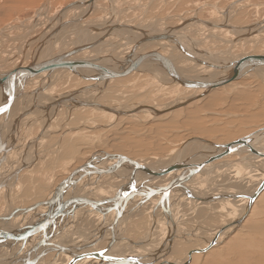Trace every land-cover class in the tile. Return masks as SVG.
Listing matches in <instances>:
<instances>
[{
	"label": "rangeland",
	"instance_id": "374dc122",
	"mask_svg": "<svg viewBox=\"0 0 264 264\" xmlns=\"http://www.w3.org/2000/svg\"><path fill=\"white\" fill-rule=\"evenodd\" d=\"M74 1L76 0H0V30L4 29L2 31V34L0 32V72L4 73L15 67V65L24 66L25 64H27V62H29L30 59L29 57L25 58L23 54L25 50L30 48V46L26 42V40H28L29 37H31L32 35L34 34L39 35L41 31L45 30V27L47 25L46 23H48L47 21L48 20L50 21L51 17L53 16V14L57 9ZM135 1L136 0H120V6L124 5L125 8L143 6V4H140V2H135ZM201 1L202 0H189L184 2V0H169L165 3L166 4L165 6L166 7L176 6L177 8H180V10H183L182 12H184V14H190V13L196 14L197 19L203 21L210 20L209 22L211 23L217 21L218 19H222V17L224 18L223 15L222 17L220 16L219 18L216 17L215 19H213L212 13H210L209 18L205 17V14L203 12L204 9L203 7L211 6L214 3L211 2L212 0H209L210 2L204 1L196 8V4ZM229 1L230 0H217V3H220L219 6L220 5L222 6L225 3H228ZM236 1L237 0H231L230 3L222 9L229 7V5L234 4ZM100 3H102L104 7L114 6L113 0H107V1L96 0L95 4H93L91 9L82 12L83 15L85 14L82 17V19L86 20V17H96L97 15L103 16L105 13L104 7H102ZM153 3H155V7H158V5H162L160 0L158 3H156V0ZM208 3L209 5H206ZM241 3L243 4V6H239V8H241L240 10L241 20H240V12L237 11V13L235 14L236 11L234 9V12L229 11L230 14L229 16L228 14L226 15L227 19H225V21H227V23L229 22L228 24L237 25V26L240 25L252 26L257 21L264 18V0H246V1L240 0L237 4L235 3L234 6L232 5L233 7L231 6V9L235 8L238 5H242ZM86 4H87L86 1H83V3L81 2L80 5L84 6ZM211 7L212 8L214 7L218 14L220 10H222V9H217L215 4L214 6ZM41 9L42 11H40ZM74 9L72 11H74ZM157 9H154L153 12H156ZM70 12L71 11H69V13ZM175 12H176L175 8L171 9L170 11L171 14H174ZM111 13L112 14L110 15L107 14L105 16V18H108L106 21L112 19L109 21H113L115 24L118 22L121 23V25H125V26L129 25L128 27L131 28L133 26L145 28L143 26L130 23V21H123L119 17L115 16L114 12ZM156 13L159 15L163 14L160 10ZM40 14L41 16H39ZM125 16L128 17V19L129 18L132 19L131 18L132 16L130 15H125ZM138 17L144 18V15H138ZM145 17H147V15H145ZM171 17H178V21L179 19L181 21L182 19L184 18L186 19L189 16L181 18L182 17L181 14H175V15H171ZM116 18L118 19L116 20ZM90 19L95 20V22L93 23L90 22V25L92 24V26H98V23L100 24L105 23V22H101L97 18H90ZM178 21H176L175 23H177ZM241 21L250 22V24L241 23ZM85 24L89 25V22ZM195 24L196 25L198 24L197 27H200V29L198 30V32L200 33L196 32L195 34L196 36L194 37H199L200 34L199 38L204 39V37L207 34L206 32H210L213 30V29L211 30L207 29L200 23L196 22ZM220 30H222V32H226L225 37L228 36V38L224 37L223 41L219 37H217L219 38V41L218 39L213 41L214 38H210L206 40V41H211L210 44L212 45L206 49H208L211 52H215L217 54L216 56L219 59H224V57L226 58V56H223V53H221L222 49H226L227 51L233 50L232 52L234 55L232 56L230 55L231 58L229 59L227 58L224 59L226 61H232V59L236 60V58L240 60L246 57H251L252 56L251 54H264V40H263L264 29L262 30L258 29L259 32L257 31L254 32L253 34L255 35L257 34L256 36H251L249 38L242 40L236 39L233 43H231V40L234 38V34L231 33L232 31H229L227 28L226 29L220 28ZM136 33L139 34L138 31ZM24 36L25 38L26 37L27 38L25 39ZM254 37L257 38L252 39ZM126 38L128 37L123 35L118 36L114 42L113 41L110 42L112 43V45L110 44V48L114 47L115 43L119 44L122 42L124 44L125 43L124 39ZM118 39H120L121 42H118L119 41ZM227 39L229 40L231 39L230 45ZM213 43H218V44L213 46ZM244 43H248V44H244ZM123 44H119V46ZM127 44H131V43L128 42ZM243 44L244 46L242 47ZM25 45L26 46L28 45V47H26ZM204 45H207V43ZM168 47H170V50ZM150 49L153 52L157 49L156 51L164 55V57L168 61L171 57H173V59L171 58L170 61L173 62L175 61L179 64L180 62H182L181 60H183V62L189 63L187 58L185 57L184 59L179 58L178 55L181 52L178 53L179 50H177V48L174 47L172 43L170 44L165 41L160 43L158 42L148 43L145 44L144 46L142 45L139 48L138 53L144 55L149 53V51L151 52ZM111 50H113V48ZM99 51L101 52L99 54H102L103 52L102 47L100 48ZM109 53H113V51H105L104 54L106 56L104 57H110L111 55H109ZM116 54L119 53L117 52ZM175 55H177L178 57H176ZM141 71L142 70H139L138 72L135 73L132 72L123 77L111 79L107 82L106 85H103L104 87H102L101 85H93V87L91 85L85 86L82 82L81 83L78 82V80L74 79L73 77L64 76V74H61V76L56 80L52 78L53 81L51 80L49 82H46L49 84L51 82L53 85L50 84L48 86V84L45 83L47 87L44 90V94H46V91L50 87H53L52 91L53 93L56 94L70 91L76 87H79L77 89H80V87H84L82 90H84V92L86 91V94L80 92V96L82 97H92L93 99L95 98L99 102L112 105L117 108L119 106H129L131 108L138 103H143V104L151 105V107L154 106L160 109V112L159 113L155 112V114H153L149 111H147L148 113L137 111V113H133L130 115L120 114L117 117H114L115 119L114 118L109 119L108 117L106 118V116L101 115L103 113H100V111L98 110L97 111L89 110L86 108H82L81 110V109H76L74 107L62 108V106H59V108L61 107V109H59L58 114L55 115V117L53 118L52 129L48 128L46 136L43 138V140L37 141L38 142L37 145H35V141L33 139H30L33 137L28 138L30 139V142L33 140L30 143V145L29 143L27 144V143L19 142L20 140L19 136L22 133L21 131H26V132L28 131V130H24L25 126L22 127L23 129L21 128L20 133L17 134V138H18L16 139L17 141L16 140L14 141V144L11 148L9 147L7 148L11 151H14L16 146H20V148L16 147V150H18V152L10 151L11 155L10 154L0 155V157L1 156L3 157L2 161L4 160V164H7V166H5L2 161L0 162V165L2 164L3 166V168L0 167L1 169H3V170L0 169L1 172L0 183L2 182V184H0V217L3 220V218L8 214V212L10 213L11 210L10 211L7 210L8 207L10 206H12L14 210H16L15 214H13L14 216L13 215L8 216L9 221L7 220L8 223L6 221L4 223V226L14 225V224L19 225L25 222V220L31 218L29 215L30 213H28L27 211L31 209L29 207H31L34 202L38 201L39 197L43 199V197H45L44 193L48 195L49 192L47 191H50V189L53 186L59 183V181L63 178L67 170L69 171L75 168L76 166H78L79 164L85 162L87 158H89L90 155H92L93 153H99L98 155L99 157L101 154L102 155L104 154L103 158L105 160H109L110 158L108 157H110V155L111 157H113L114 154H122L137 160L138 163L143 162L142 165H144L145 167L146 166L151 167L152 163L158 164V161L162 163L165 160L164 157H167L169 152L173 150V148L175 149L178 143L180 142L182 143L184 140H187L190 137L198 136L200 138L207 140L214 138L215 141L217 142H223V141L225 142L243 136L249 132H252L256 129L254 125H260L264 123V69L252 70L246 72L244 75H242L241 78L231 80L225 85L211 89L205 95L194 98L187 104L177 108L175 105H178L179 101L181 102L187 99L188 97L195 95V93H197L198 90H196L195 88H187L179 84L178 82L165 85L164 83H162L161 80L163 79V81H165L166 79L162 78V76H160L159 73L154 71H146V72L145 71L141 72ZM196 71L201 73V69H196ZM153 73H155V75ZM193 74H196V72H194ZM157 79L159 81H157ZM58 80L61 82H59ZM31 85L33 86V84ZM30 86H25L23 88L25 90L27 88L30 89L31 88ZM95 87L97 88L95 89ZM39 98H42L41 100V104H42V103H46L47 98H52V95H49V97H47L46 100L43 99L42 95H40ZM48 103L43 104L42 106H46ZM169 105H172L170 107V110L167 109ZM70 108L73 110L72 112ZM47 109H41L40 111H37L38 113L41 114L40 118L37 119L36 121H33L34 124L30 123L33 125L34 129H36L35 131H37L38 127L39 130L43 129L44 126L43 124L47 122L46 121L48 120V117L46 116ZM151 115H154V117ZM39 120L41 121L40 126L38 125ZM35 122L37 123V125L35 124ZM28 126L25 129H29ZM38 134L39 133L37 132L36 135ZM25 146H27L28 148ZM27 153L30 156H28ZM25 154H27V157L29 159L28 158L26 159H28L29 161L25 159L26 157ZM253 156L249 157L248 155H246L245 158L240 159L238 164H234L230 162L227 163L226 165L228 168L224 169L222 172H220L219 170L210 171V173L212 174L211 175L212 178H210V176H206L204 179H202V177H199L197 178V181L192 182L191 183L192 186L197 187L204 192H207L205 196L207 195L206 198L208 201L205 199L192 200V198H187L184 194L182 196H178L177 199L176 197L170 199L171 201L170 204L172 207L171 209L174 212L173 216L176 218L177 216L178 217L181 216V220L180 217L179 219L175 218L177 223H179L180 227L178 226V231L177 234L175 235L176 240H174L175 239L174 238L172 242L173 249L171 250V252L169 251L167 253L168 259L178 262L179 260L181 261L185 258L187 252L190 249L196 247H202V246L206 247L209 237L212 238L213 234H215L216 231L215 229L219 228L220 230L221 229L220 227L230 224L231 221L241 212L242 207H244L247 204V201L245 202L244 199L242 200L235 198H230V199L226 198V199H221V200L218 199V201L217 200L214 201V196L211 199L210 197H212V195L209 193L211 192L212 194L231 193L233 191H237L241 193L245 191L246 193L252 191L253 189H256L255 186L257 185V182H260L262 174L264 173V165H263L264 160H261L262 158L259 157L253 159ZM4 158L6 160H9L8 158H10L11 161L9 160L7 162ZM222 160L217 161L218 166L221 164ZM258 162L260 163V165ZM254 164L255 167H253ZM226 165L221 164V166H226ZM16 166L18 168L17 174L19 175L14 180L15 174H13V172L16 171L14 169ZM256 167H259L260 171ZM124 172H125L124 174L127 173H128L127 175L130 174L128 169H125ZM11 174L13 175L11 176ZM224 174H226V178L221 179L222 176H225ZM2 176H7V177H2ZM119 179H121L122 182L128 181V179L124 175H122V178ZM3 180H5V182ZM20 180L21 183L23 182L24 184L23 186H19L18 182ZM111 180L112 182H108V181L107 182L112 186H114L116 183L114 182L113 179ZM10 181L13 182L11 183L12 185H14V188L12 186L10 192L5 193V186L9 185L10 187L11 185V183H9ZM3 182L6 185H3ZM98 182H101V179H99ZM81 184L76 183V185L73 186V188L76 191V194L78 191L83 190L84 192L80 191L81 193L80 196L83 197L89 196L87 199L88 200L92 199L93 200L91 201L92 203L97 201L98 202L106 201L107 203L104 204H106L107 207L109 206L110 208V206H112L111 204H109V202L112 199L113 195L116 192L115 190H117L118 187L115 188V190L111 194H107L106 196V194L104 193L105 191H102L103 188L101 187V184L97 182L93 184L92 180H90L87 181L84 185L82 182ZM94 185L96 189L95 187H93ZM70 191L68 193V196H70L69 194H72L74 192V190H72V192ZM111 191L112 190L110 188V191H106V192L109 193ZM91 193H93L94 195ZM12 196L13 198H15L14 200L15 204L8 205L9 203H7V200L8 199L10 200V197ZM151 198L148 199L145 197H140L139 202L136 203L134 207L137 208V206H139L140 203H147V202L151 203ZM239 198H243V196ZM132 200L133 199H129L127 200V202L123 203L121 209L122 220L126 216L123 215L124 208L131 206V204L133 203ZM64 201H66L67 203L68 198H66ZM79 202L80 204H78L79 205L78 207L77 204H75V201H73L74 204L72 207L67 205L69 207L68 208L67 206L64 205L65 207H67L69 211L66 210L63 217L66 218L68 221L66 219L64 220L62 219V221L64 222L66 221L65 223L69 222L68 224H70L74 221V220L72 221V219L76 217L75 216L76 214L78 215V217L79 216L81 217V213L83 211L81 209H83L84 207L87 210L91 208V206L88 205V201L86 203L82 201ZM152 204H153L152 205L153 208L151 207L152 212L150 210L149 212L153 213L152 215L154 216L156 211L160 209L154 207L155 205L153 201ZM181 204H184V208H185L184 211L180 210ZM204 204H206V206ZM81 205L83 206L87 205V206L81 207ZM76 208L78 210L80 209L81 211L79 210L78 212ZM154 208L155 210H153ZM18 209L21 210L24 209L26 210L25 211L26 213H23ZM177 211L180 215L177 213ZM94 212H93L94 214H92L94 216L90 215L91 219L92 217L94 218L97 217L96 211ZM39 213H41L40 215H42L43 211L40 210ZM72 213H74L75 217L72 215ZM67 216L70 217L68 218ZM12 217L15 219H13ZM81 218L84 219L82 221L77 220L76 223H78V221L80 222L78 224L75 223L74 225L78 226V225H82L83 222H87L85 217H81ZM75 219H77V217ZM14 220L19 224L16 223ZM164 220L165 219L163 217L162 221ZM59 222L60 221L56 223L55 221V225L53 229L54 232L53 235L56 238H51V239H57L58 238L56 236L57 234L61 235L59 234V232L58 233L56 232L59 229L55 228L60 226ZM153 222L157 223V221L155 220H153ZM153 222L148 224L149 225L148 230L145 233V235L153 234L154 227L156 225ZM225 231L228 233L225 234L226 233ZM225 231L224 229H221V231L219 232V236H221L222 234L223 235L219 237L220 238L218 240L219 243L216 241L217 245L215 244L212 245L209 249L193 253L190 262H188L187 264H264V189L257 195L251 207L249 208L247 215L245 216L243 221L239 224V226L236 228L233 227L232 229L231 227L226 228ZM120 234H122L123 235L122 237L124 238H122L123 240L122 239L120 240L119 238L116 244L118 245V242L120 243L121 241H123L125 247V248L123 247V249L125 250L130 249L129 252H131L132 254L137 253L139 248L135 247V245L137 243L139 244V242H141L143 237H141L142 239L140 238L139 241L137 239L135 240L132 239L131 237L124 235V230L122 231V225H121ZM67 239L69 240L70 238ZM74 239L75 238H71L72 241ZM124 241H128L131 244ZM130 245H132L131 248L134 245V248L133 249L129 248ZM6 248L8 249V247ZM8 250L9 251L7 255L8 257H10L12 251H10L11 249ZM45 258H47L46 263H48L49 262L48 259L50 257L49 258L45 257ZM37 263L41 264V261H38Z\"/></svg>",
	"mask_w": 264,
	"mask_h": 264
},
{
	"label": "bare ground",
	"instance_id": "6f19581e",
	"mask_svg": "<svg viewBox=\"0 0 264 264\" xmlns=\"http://www.w3.org/2000/svg\"><path fill=\"white\" fill-rule=\"evenodd\" d=\"M83 1H86V3H88V7H86V11L88 10V9H91L92 8V6H93V2L95 1V0H76V1H74V2H77V4L75 5V6H72V7H69L68 9H65V10H60L62 7H60L59 9H57L56 11H55V13L53 14V16L51 17V19H50V21L48 20L47 22L48 23H46L47 25H46V27H45V30H43V31H41L40 33H39V35H32L31 37H29V39L28 40H26V42L29 44V46H30V48L29 49H27V50H25L24 51V54H23V56H25V58H27V57H29V59L35 54V53H39V57H38V59H36V61H34V62H27V64H25L26 66H28V65H32V64H38V63H41V62H39V61H42L43 59H45V58H47V57H49V56H58L57 58H62L63 60H65V61H67V62H69L70 64H72V63H74V62H77L78 61V63H77V65L79 66V65H82V67L81 68H79V72H80V70H81V72H85V71H88V69L89 70H95L96 71V68L95 67H98V66H104V67H106V68H108L110 71H117V70H119V63H122L123 61L121 60V62L120 61H118V62H112L111 60L113 59V57H104V56H106L105 54L104 55H102V54H99V53H101L99 50H100V48L101 47H99L102 43H105V42H108V43H110V42H112L113 41V39H112V37H114V39H115V37L118 35L119 36V33L120 34H122V35H124V34H126L129 30H131L132 28L131 27H128V26H125V25H121V23H114L113 21H111V23H108V24H106L107 23V21L104 23V24H98V26H92V25H86L85 23V25L84 24H82L81 26H79L77 29L75 28V30H74V32L72 33H70L69 31L66 33V34H64L63 36L62 35H60L58 32V30L61 28V27H63V26H65L66 27V25L68 26H70L71 25V23L70 24H68L67 22L65 23V21H68L69 19H67V18H72V17H75V16H77V15H79L77 18H79V20H81L82 19V17L85 15H83V13H82V15H81V13H76V14H74L73 12V15L71 14V12L69 13V11H72L74 8L75 9H77V8H80L82 5H80L81 4V2L83 3ZM236 4L238 3V2H235ZM235 3L234 4H232L233 6L235 5ZM48 5V4H47ZM87 5V4H86ZM86 5H84V6H86ZM204 5V4H203ZM206 5H209V3L208 4H206ZM232 5H229V7H227V8H225V9H222V10H220V12H219V14H221V17L224 15V18L222 17V19H218L217 21H215V22H212L211 24V26H206V24H204L203 23V20H200V19H197V16H196V14H193L192 16L193 17H195L197 20H196V22L197 23H200V24H202L204 27H206L207 29H213L212 31H210V32H206L205 34H206V36L204 37V36H201V37H204V39H200L199 37H200V34H199V37H194V36H196L195 34H196V32H198V30L200 29V27H197L198 26V24L196 25L195 23L196 22H194V24H192V23H190V24H192L193 26H191V27H189V29L190 30H187L186 28H187V26L189 25V24H187V25H185L184 27H182V20L180 21V19H179V21L176 23V24H173V25H175V26H173V25H170V24H166L164 27L166 28L165 29V31H169V32H172L174 35H175V37L172 39V40H167V41H165V42H167V43H172L173 45H174V47H176L177 48V50H179L180 52L182 51V53H180V52H178V53H180L179 55H182L183 57L182 58H180V59H184V57L185 58H187L188 59V61H189V63L188 62H184L185 63V65H186V67L185 66H183V65H181V63H177V62H173V61H170V59L172 58L173 59V57H171L170 59H169V63H171L170 65H171V67L172 68H174V66H175V68L174 69H176L177 71H178V73L179 74H182L181 76L183 77V78H186V79H199V80H212L213 79V77H215V76H213L214 74H224V73H222V72H220V71H218V69H216V68H210L211 66H205V65H203L201 62L202 61H204L205 63H209V64H215V65H217V64H224V63H230L229 65H230V67L229 68H227V69H224V70H230V68L232 67V65H233V63H235V60H233L232 59V61H229V62H227L226 60H224V59H229V58H231L230 57V55L232 56V55H234L233 54V50H230V51H227L226 49H222L221 50V53H223V56H226V58L224 57V59H219L216 55V53L215 52H211V51H209V50H205V49H202V50H198L195 46H198V48L200 49V48H203V47H201L200 46V43H202V44H205V41L206 40H208V39H210V38H214L213 39V41L214 40H216V39H218V41H219V38L223 41V38L225 37V34H226V32H222V30H220V28H227L229 31H232L231 33H233L234 34V38L231 40V43H233L236 39H239V40H242V39H246V38H249V37H251V36H256L255 34H253L254 32H259V30H262V29H264V18H262L261 20H259V21H257L254 25H252V26H246L247 28H244V29H239L238 27H244L245 25H240V26H238V27H236L237 25H230V24H228L227 23V21H225V19H227L226 18V15L228 14V16L230 15L229 14V11H232V9H231V6ZM84 6H82V7H84ZM211 6H214V4L213 5H211ZM232 6V7H233ZM46 7V6H45ZM73 8V9H72ZM85 8V7H84ZM72 9V10H71ZM81 10V9H80ZM40 11H42V9L40 10ZM77 11V10H76ZM75 12V11H74ZM195 13V12H194ZM197 13V12H196ZM218 14V15H219ZM226 14V15H225ZM70 15H72V16H70ZM197 15H199V14H197ZM39 16H41V14L39 15ZM70 16V17H69ZM191 17V16H190ZM193 17H191V18H193ZM199 17V16H198ZM37 18V17H36ZM41 18V17H40ZM189 18V17H188ZM200 18V17H199ZM76 19V18H75ZM35 20V19H34ZM37 20V19H36ZM112 20V19H111ZM205 21H210V20H205ZM34 22V21H33ZM50 22V23H49ZM108 22H110L109 20H108ZM113 22V23H112ZM88 23V22H87ZM81 24V23H80ZM178 24V25H177ZM250 24V23H249ZM38 25V24H37ZM97 25V24H96ZM114 25H117L119 28H115V26ZM14 26V25H13ZM72 26V25H71ZM202 26V27H203ZM134 27V26H133ZM209 27V28H208ZM212 27H215V28H212ZM20 28V27H19ZM181 28V29H180ZM145 30V32H144V34H146V35H149V34H152L153 32H155V31H153L152 29H150V30H147L146 28H144ZM158 29V28H157ZM162 29V28H161ZM164 29V28H163ZM259 29V30H258ZM4 30V29H3ZM3 30H0V32H1V34H2V31ZM115 30H119V31H121V32H114ZM156 30V29H155ZM224 30V29H223ZM163 31V30H162ZM204 31V30H203ZM209 31V30H208ZM63 32H65V31H63ZM87 32H96V33H101L99 36H97L94 40H92V41H87V40H85L86 38L85 37H87ZM133 32H137V31H133ZM161 32V31H160ZM261 32V31H260ZM198 33H200V32H198ZM128 34H129V32H128ZM102 35H104V37L105 38H108L109 36H111L107 41H105L106 39L104 38V40H103V37H102ZM202 35V34H201ZM230 35V34H229ZM26 36V35H25ZM25 36H24V38H25ZM125 36H127L128 37V35H125ZM130 36H132V34L130 35ZM232 36V35H231ZM19 37V36H18ZM23 37V36H22ZM216 37V38H215ZM217 37H219V38H217ZM227 38H228V36H226ZM225 37V38H226ZM17 38V37H16ZM27 38V37H26ZM25 38V39H26ZM24 39V40H25ZM78 39H79V41H78ZM80 39H82V40H80ZM83 39L85 40V42H83ZM112 39V40H111ZM192 39H193V41H192ZM6 40V39H5ZM13 40V39H12ZM21 40V39H20ZM119 40V41H118ZM117 41L118 42H121L120 41V39H118ZM126 39H124V41H125ZM134 40H136V39H134ZM230 40L229 39H227V41L229 42V45H230ZM251 40V39H250ZM260 40V39H259ZM264 40V39H263ZM72 43V44H78V45H74V46H67L70 42ZM87 41V42H86ZM221 41V42H222ZM226 41V40H225ZM224 41V42H225ZM226 41V42H227ZM114 42V41H113ZM153 42H155V41H153ZM187 42V43H189L190 45H193V46H190L189 47V45H187V46H185L184 44ZM208 42V41H207ZM122 43V42H121ZM126 43V42H125ZM125 43L123 44V45H121V46H124L125 45ZM131 44H127V47H124L123 48V51H124V53L125 52H129V50L130 51H133L132 52V54L130 55V56H128L127 57V59L125 58V60H128V59H133V58H135L139 53H138V50H139V48L140 47H136V46H134V49H133V44H132V42H130ZM133 43H135V42H133ZM34 44V45H33ZM98 44V45H97ZM100 44V45H99ZM116 44V43H115ZM220 44V43H219ZM226 44H228V43H226ZM244 44H248V43H244ZM244 44L242 45V47L244 46ZM249 44H251V43H249ZM95 45H97V46H95ZM105 45V44H104ZM145 45V44H144ZM143 45V46H144ZM240 45V44H239ZM24 46V45H23ZM22 46V47H23ZM26 46V45H25ZM93 46H95V48H96V50L94 49V51H84V50H87V49H91ZM165 46V45H164ZM167 46V45H166ZM171 46V45H170ZM232 46V45H231ZM235 46V45H234ZM21 47V48H22ZM26 47H28V45L26 46ZM69 49H68V48ZM132 47V48H131ZM77 48H79L78 50H76ZM169 48V50H170V47H168ZM188 48H190V49H195L196 50V52H194V51H192V53H195L198 57H197V59H198V61H194L192 58H191V54H190V49H188ZM218 48V47H217ZM230 48V47H229ZM24 49H26V48H24ZM129 49V50H128ZM172 49V48H171ZM228 49V48H227ZM66 50H68V51H70L71 53H69V54H67L66 56H61V55H63L65 52H66ZM151 50V49H150ZM157 50V49H156ZM168 50V51H169ZM22 51V50H21ZM142 51V50H141ZM152 51V50H151ZM129 53H131V52H129ZM219 53V52H218ZM128 55V54H127ZM126 55V56H127ZM168 55V54H167ZM165 56H166V54H165ZM171 56V55H170ZM174 56V55H173ZM176 57H177V55H175ZM190 56V57H189ZM116 57V56H115ZM24 58V57H23ZM233 58V57H232ZM166 59V58H165ZM237 59V58H236ZM32 60V59H31ZM30 60V61H31ZM117 60V59H116ZM150 60H153V61H155V59L154 58H150L149 60H144L143 61V63H141V64H139V66H138V68L137 69H135V71H133V72H138L139 70H142V71H154V72H157V73H163V72H170V67H169V64H168V66L164 69V68H162V66H161V64L159 63V62H157V61H155V62H151ZM186 60V59H185ZM195 60H196V58H195ZM38 61V62H37ZM114 61V60H113ZM180 61V60H179ZM182 62H183V60H181ZM243 65L245 64L246 65V67L247 68H249L251 65V59H250V57H246V58H243V59H240L239 60ZM224 62V63H223ZM146 63H149V64H152L151 66H149L148 68L145 66L146 65ZM156 63V64H155ZM24 65V66H25ZM180 65L181 66H183V67H180ZM3 66V65H2ZM16 66V65H15ZM18 66V65H17ZM84 66H88L87 68L88 69H86V67H84ZM122 67V66H121ZM245 67V69H243V73H242V75H244L245 74V71L247 70V68ZM123 68V67H122ZM187 68V69H186ZM143 69H145V70H143ZM196 69H201V73L200 72H198V71H196ZM261 69H264V67H256V68H254L253 70H261ZM203 70V71H202ZM141 71V72H142ZM158 71H160V72H158ZM190 72L192 73V72H196V74H192V76H190L191 74H190ZM91 73H93V72H89V73H86V74H91ZM151 73V72H150ZM48 74H51V75H49L48 76ZM61 74H64V76H70V77H73L74 79H76V80H78V82H82L85 86L86 85H91L92 87H93V85H101V86H103V82H95V81H92V80H84V79H80L79 77H77L74 73H72L70 70H54V71H52V72H50V73H46V72H42V73H40V74H38L36 77H34V78H26V77H23V76H20L19 78H9V77H7V78H1L0 79V107H1V109H0V155H9L11 152H14V151H11V150H9V149H7L8 147L9 148H11L12 146H13V144H14V141L16 140V139H18L17 138V134H19L20 133V131H21V128L22 127H24V130H29V129H25L28 125V127H30V125L31 126H33L32 124H30V123H32L33 122V120H37V119H39L40 118V113H38L37 111H40L41 109H46L45 107H43L42 105L43 104H46V103H42L41 104V100H42V98H39L40 97V95H42V97H43V99H45L46 100V97L48 96L49 97V95H52V101H55L56 99H55V97H56V95H58V94H56V93H53V91H52V88L53 87H50V88H48V90L46 91V94H48V95H43L44 94V90L46 89V84H48V86L50 85V84H52L51 82H50V84L49 83H46V82H49V81H51L52 80V78L53 79H57V78H59L60 76H61ZM85 74V73H84ZM146 74H148V73H146ZM154 75H155V73H153ZM212 75V77H211V75ZM1 75H4L3 74V72H0V76ZM166 76V78L168 77H170V75H168V74H166L165 75ZM154 77V76H153ZM218 77V76H217ZM68 78V77H67ZM158 78V77H157ZM64 79H66V78H64ZM156 80V79H155ZM167 80L168 79H166L165 81H163V80H161L162 81V83H166L167 82ZM232 80H234V79H232ZM53 81V80H52ZM59 81V80H58ZM65 81H67V80H65ZM157 81H159L158 79H157ZM55 82V81H54ZM59 82H61V81H59ZM46 83V84H45ZM57 83V82H56ZM162 83H160V84H162ZM31 84H33V86L31 85ZM31 85V86H30ZM44 85H45V87H44ZM53 85V84H52ZM51 85V86H52ZM25 86H30L31 88L30 89H24L23 87H25ZM59 87V86H58ZM89 87V86H88ZM77 88H79V87H76V88H74V89H77ZM82 88L83 87H80V89H79V91H81L82 93H85L86 94V91L84 92V90H82ZM97 87H95V89H96ZM20 89V90H19ZM55 89H56V87H55ZM74 89H72V90H70V91H67V92H65L64 94H69V95H72L73 94V90ZM86 89H88V88H86ZM90 89V88H89ZM18 90H19V92H18ZM195 90V89H194ZM196 90H198V92L197 93H195V95H193V96H191V97H186L187 99H189V98H196L201 92H203L205 89H202V88H197ZM211 90V89H210ZM97 91V90H96ZM81 93V94H82ZM89 93V92H88ZM39 96V97H38ZM87 96V95H86ZM196 96V97H195ZM69 97V96H68ZM74 97H75V99H78V98H81V99H85V100H91L92 99V97H82V96H80V92H78V93H76V94H74ZM49 99V98H48ZM95 99V98H94ZM183 99V98H182ZM187 99H185V100H187ZM44 100V101H45ZM67 101H64V102H62L61 104H60V106H62V107H71V106H73V100H72V98L71 97H69V99H66ZM72 100V101H71ZM185 100H183V101H179V103L181 104L182 102H184ZM43 101V102H44ZM97 101V100H96ZM48 102V101H47ZM97 102H99V101H97ZM99 103H101V104H103V105H105V106H110V107H112L113 109H111L110 111H106V110H104V109H102V108H98V107H93V106H82V105H77V104H74V105H77V106H81V107H85V108H90L91 110H98V111H100V113H103V114H101V115H105V116H107L109 119L111 118H114V117H117L118 115H120V114H124V115H130V114H133V113H137V111H140V112H147V111H149V112H151V113H153V114H155V112H157V113H159L160 112V109H158V108H156V107H154V106H152L151 107V105H148V104H143V103H138V104H136V105H134L133 107H129V106H119L118 108L117 107H114V106H112V105H108V104H105V103H102V102H99ZM48 105V104H47ZM46 105V106H47ZM173 105V104H172ZM172 105H169L168 107H167V109H169L170 110V107L172 106ZM77 106H75V107H77ZM148 107V108H147ZM162 107V106H161ZM53 109H55V108H53ZM69 109V108H68ZM71 109V108H70ZM81 109V108H80ZM51 110V109H50ZM82 110V109H81ZM17 111V112H16ZM73 110L71 109V112H72ZM115 111H118V112H120V113H116ZM148 113V112H147ZM69 114V113H68ZM151 116H153L154 117V115H151ZM106 117V118H107ZM50 119V118H49ZM115 119V118H114ZM40 121V120H39ZM7 122H10V127H7V128H9L7 131H8V133L5 135L4 133H5V131L3 130L4 128H5V125L4 124H7ZM43 122V121H42ZM51 123V122H50ZM112 123V122H111ZM34 124V123H33ZM48 124L49 123H47V122H45L43 125V129H41V130H38V133L40 134H38V135H36V136H34L33 138H31V139H33L34 141H35V145H37V141H39V140H43V138L46 136V134H47V130H48V128H50L49 126H48ZM110 124V123H109ZM75 128V127H74ZM51 129V128H50ZM49 129V130H50ZM256 130V129H255ZM253 132V131H252ZM247 134H249V133H247ZM250 134H251V132H250ZM32 140V141H33ZM45 140V139H44ZM17 141V140H16ZM20 141V140H19ZM31 141V142H32ZM47 141V140H46ZM29 142V141H28ZM31 142H29V145H30V143ZM257 143H260L261 144V146H263V149H262V151H264V137H263V139L261 140V141H257ZM9 144V145H8ZM18 145V144H17ZM33 145V144H32ZM196 145V143H194L193 144V146H195ZM258 145V144H257ZM16 147H20V146H16ZM16 147H15V150H16ZM25 147H27V146H25ZM33 147V146H32ZM28 148V147H27ZM30 148V147H29ZM34 148V147H33ZM37 148V147H36ZM176 148V147H175ZM185 148H186V151H187V149L188 148H192L191 147V145H186L185 146ZM9 150V151H8ZM12 150H13V148H12ZM7 151V152H6ZM11 151V152H10ZM17 152H18V150H16ZM174 151V148H173V150H171L170 152H169V154L171 153V152H173ZM21 152V151H20ZM22 152H24V151H22ZM13 154V153H12ZM22 154V153H21ZM28 154V153H27ZM27 154H25L26 155V157H25V159L26 158H28L27 157ZM38 154V153H37ZM114 154V153H113ZM11 155V154H10ZM24 155V156H25ZM31 155H33V154H31ZM99 155V153H93L92 155H90V157L89 158H87V160L85 161V162H83V163H81V164H79L78 166H80V165H82V164H85V163H87V168L85 169V171H79V172H74V170L78 167V166H76L75 168H73V169H71V170H67V172L65 173V175L63 176V178L59 181V183L58 184H56L55 186H53L51 189H50V191H47V192H49V194L48 195H46V193H44V196L45 197H43V199H41L40 197H39V200L38 201H36V202H34L33 203V205L31 206V207H29V208H31V209H29V210H27L28 211V213H30L29 215H30V217L31 218H29L28 220H25V222H23L22 224H19L18 222H16L15 220V222L16 223H18L19 225H17V224H14V225H7V226H4V223L8 220V216L9 215H13V214H15V212H16V210H14V208H12V206H10V207H8V211H10V213L8 212V214L3 218V220H2V218H1V220H0V236H3V238H4V232H7V233H9V236H7L6 237V239H3V241H0V246H3L2 247V249L3 250H6V251H9L8 249H11L10 251H12V253H11V255H10V257H8L7 259H6V257L5 258H3V259H5V260H9L8 262V264H13L14 263V261H15V263L17 262V261H19L18 260V256H20V258H23V260L22 261H20V262H23L24 261V258H26L27 260H33L34 262H33V264H38L37 262L38 261H41V264H95L96 262L99 264V263H101V264H112L111 262H114V260H109V259H106L107 257H110V258H112V257H130V256H132V257H136V258H138L139 259V261L137 262V263H135V264H186L187 263V259L190 257V255H188V252H187V255L185 256V258L183 259V260H179L178 262L177 261H172V260H170V259H168V257H167V253L170 251L171 252V250L173 249V247H172V242H173V239H172V241L170 240V242L169 243H167V239H168V234L171 236V235H173L174 234V236L177 234V231H178V226H179V223H177V221L175 220V218L176 217H174L173 216V211H172V207H171V204H170V200H169V202H168V205H165L166 203H164V205H162V204H160L159 206H157V208H159L160 210L159 211H161L162 213H163V217H164V225H166L165 226V232H164V235H163V237H161V241H160V243L158 244L157 242H158V240H156L157 242V244L158 245H156L155 244V246H154V249H150V250H148L146 247H144V244H147L146 243V241L147 242H149L148 240H150L151 239V237H152V235L153 234H149V235H145V237L141 240V242H139V244L137 243H134V244H136L135 245V247H138L139 249H138V252L137 253H134V252H136V251H134L133 253L134 254H128V251L130 250V249H123V247H124V243H123V241H121L120 243L118 242V245L117 246H115V247H113L114 245H116V242L118 241V239L120 238V240L122 239V238H124V237H122L123 235L122 234H120V230H119V235L116 233L117 232V230L119 229V223L122 221V205H123V203H120V205H118V207L116 208L115 207V205H113L112 203V201L113 200H115V197H116V195H118V194H116L115 193V195L112 197V199L110 200V199H108V200H110V202H109V204H111L112 205V207H113V210H114V212H115V215H114V220H113V222H112V224H111V226H109V227H107L106 229L108 230V232L109 231H111V236H110V238L108 239V241H107V244L102 248V249H99V250H92L91 249V246L92 245H94L95 243H97L98 241H101V240H103V237H102V235H100L99 237L97 236L96 237V239H95V241H93V242H90V243H87V244H82V242H87L89 239L88 238H86V239H84V238H80L79 237V235H76L77 236V238H78V240H77V244L76 245H80V246H76V245H70L69 243H64L63 241V235H60L61 237H58L57 239H51V238H56V237H54V235H53V229H54V225H55V222H54V224L52 225V222L50 221V222H47L46 224H42V221L43 220H45V216H47V213H48V211L49 210H51V211H54V210H56V209H59L60 211H61V214L60 215H57V219H56V222L57 221H62V219L64 220V219H66V218H64L63 216H64V214H65V212H66V210H68L67 209V207L68 206H73V201H75V204H77V207L79 206L78 204H80V202L79 201H82V202H87L88 201V205H90L91 206V208L92 209H96V210H99V212H96V215H98V214H100L101 216H102V212H103V210H102V208L104 207H102V206H100V207H102V208H100L99 209V205H97V202H91V201H93L92 199H90V200H88L87 198L89 197H83V196H80L81 195V193H80V191H78L77 192V194H76V191H75V189L73 188V186H75L76 185V183H80L81 184V182L83 183V185L87 182V181H90V180H92V182H93V184L94 183H96V182H98V180L99 179H101V181H102V179H106V180H109V181H111L112 182V180L111 179H113L114 180V182L116 183H119L120 181H121V179H118V178H122V175H124L127 179H128V181H125V182H122L121 181V183L119 184V185H117V183L115 184V186H116V188L118 187V189L117 190H115V191H118L121 187H123L124 189H122V190H125V192H122L121 191V194H119V195H121V196H123L122 194H124V193H131V191H133L134 189H137V186L138 187H141L140 188V190L142 191H148L149 189H147V187L148 188H150V187H155V186H158V185H165L166 183H167V180H170L171 178H173L174 176H175V173H170V174H168V175H164V176H159V177H157V179L156 180H153V181H150V177H149V175H148V172H149V170H151V167H155V163H150L151 164V167H145L144 165H142V163H140L139 162V164H140V166L139 165H137V164H133V162H132V160H130V159H128V158H124V157H121V155L122 154H120V155H118V154H114L113 155V157H111V155H110V157H108V158H110L109 160H105L103 157H104V154L102 155H100V157L98 156ZM241 155H243V154H241ZM246 155H248L249 157H252L253 156V154H251L250 152H249V154H246ZM13 156V155H12ZM28 156H30L29 154H28ZM109 156V155H108ZM166 156V155H165ZM248 157V158H249ZM256 157H259V158H262L261 160H264V157L263 156H253V159L255 158L256 159ZM12 158V157H11ZM165 158V157H164ZM2 159H3V157L1 156L0 157V162L2 161ZM5 159V158H4ZM10 161H11V159L10 158H8ZM24 159V160H25ZM29 159V158H28ZM28 159H26L27 161H29ZM162 159V158H161ZM252 159V158H251ZM6 160V159H5ZM9 160H6L7 162L9 161ZM22 160V159H21ZM5 161V162H6ZM15 161V160H14ZM18 161V160H17ZM26 161V162H27ZM253 161V160H252ZM3 162V164H4V160L2 161ZM23 162V161H22ZM96 162H98V163H96ZM155 162V161H154ZM159 162V161H158ZM10 163V162H9ZM146 163V162H145ZM148 163V162H147ZM257 163V162H256ZM259 163V162H258ZM262 164V163H261ZM5 166H7V164H4ZM255 165V164H254ZM259 165H260V163H259ZM264 165V164H263ZM15 166V165H14ZM21 166V165H20ZM30 166V165H29ZM0 167L1 168H3V166H2V164L0 165ZM6 168H8V167H6ZM11 168V167H10ZM263 168V167H262ZM15 170H13V171H15V172H13V174H15V176H14V180H15V178H17V176L19 175V174H17L18 173V168H17V166L14 168ZM20 169V168H19ZM125 169H128L129 170V172H130V174L129 175H127V174H124L125 172H124V170ZM1 170H3V169H1ZM11 170V169H10ZM8 171H9V169H8ZM1 173V172H0ZM6 174V173H5ZM13 174H11V176L13 175ZM127 175V176H126ZM9 176H10V174H9ZM2 177H7V176H2ZM163 177V178H162ZM124 178V177H123ZM1 179V178H0ZM9 179V178H8ZM8 179H6V180H8ZM66 179H68V183L67 184H64L63 183V181L64 180H66ZM264 179V173L262 174V177H261V179H260V181H262ZM118 180H119V182H118ZM126 180V179H125ZM138 180H141V182H139ZM212 180V179H211ZM4 182H5V180H3ZM18 181V180H17ZM108 181V182H109ZM135 181V182H134ZM3 182V185H6L5 183ZM12 181H10L9 183H11ZM8 183V184H9ZM13 183V182H12ZM12 183H11V185H10V187H9V185H6L5 186V193H8V192H10V189H12ZM88 183H90V182H88ZM199 183V182H198ZM0 184H2V182L0 183ZM148 184V185H147ZM82 185V184H81ZM95 185H97V184H95ZM95 185L93 186V187H95ZM147 185V186H146ZM119 186H121V187H119ZM4 187V186H3ZM14 188V187H13ZM19 188V187H18ZM127 188H128V191H126L127 190ZM257 188V187H256ZM95 189H96V187H95ZM18 190V189H17ZM71 190V191H70ZM72 190H74V192L72 193V194H69L70 196H68V193H69V191L70 192H72ZM91 190V189H90ZM94 190V189H93ZM255 190V189H254ZM83 191V190H82ZM81 191V192H82ZM92 191V190H91ZM102 191H104V190H102ZM84 192V191H83ZM245 192V191H244ZM87 193V192H86ZM76 194V195H75ZM82 195H84V194H82ZM89 195V194H88ZM94 195V194H93ZM101 195V194H100ZM172 195V194H171ZM187 198H190V196H188V195H186V194H184ZM6 196V195H5ZM106 196H107V194H106ZM110 196V195H109ZM160 194L158 195V197L160 198ZM182 196V195H181ZM207 196V195H206ZM209 196H211V195H209ZM42 197V196H41ZM90 197H91V195H90ZM246 196H244L243 195V198H238V199H244L245 200V202L247 201V203H248V198L246 197ZM66 198H68V202L66 203V201H64ZM211 199L213 198V197H210ZM210 198H209V200H210ZM72 199V200H71ZM226 199V198H225ZM230 199V198H229ZM5 200V199H4ZM14 200H15V198H13V196L12 197H10V200L8 199L7 200V203H9L8 205H14L15 203H14ZM24 200V199H23ZM103 200V199H102ZM157 200V199H156ZM174 200V199H173ZM205 200H207V198L205 199ZM255 200V199H254ZM253 200V201H254ZM2 201V200H1ZM11 201V202H10ZM208 201V200H207ZM218 201V200H217ZM226 201V200H225ZM65 202V203H64ZM100 202V201H99ZM102 202V204H104V203H107L106 201H101ZM116 202V201H115ZM152 202V201H151ZM244 202V201H243ZM155 203V202H154ZM157 203V202H156ZM223 203V202H222ZM253 203V202H252ZM4 204V203H3ZM122 204V205H121ZM186 204V203H185ZM7 205V206H8ZM67 206V207H65V206ZM106 205V204H105ZM205 206H206V204H204ZM242 205H244V204H242ZM252 205V204H251ZM251 205L249 206V208L251 207ZM55 206H56V208H55ZM74 206H76V205H74ZM87 206V205H86ZM167 206V207H166ZM208 206V205H207ZM210 206H211V204H210ZM209 206V207H210ZM81 207H84L83 205H81ZM155 207V206H154ZM69 208V207H68ZM152 208H153V206H152ZM152 208H150V211L152 210ZM207 208V207H206ZM243 208V207H242ZM28 209V208H27ZM35 209V210H34ZM38 209H40V210H42L43 211V214L42 215H40L41 213H39V211L40 210H38ZM77 209V208H76ZM75 209V210H76ZM18 210H20L21 212H23V213H26L25 211L26 210H24V209H18ZM80 210V209H79ZM79 210L77 209V211L79 212ZM81 210H83L82 211V213H81V217H85L86 218V213H88V215L90 216V215H92V214H94L95 212L93 211V210H90V209H85V207L83 208V209H81ZM80 210V211H81ZM153 210H155V208L153 209ZM249 209H247V211H248ZM69 211V210H68ZM94 212V213H93ZM152 212V211H151ZM176 212V211H175ZM18 213H19V211H18ZM77 213V212H76ZM177 213H178V211H177ZM176 213V214H177ZM181 213V212H180ZM153 214V213H152ZM179 214V213H178ZM3 215V214H2ZM25 215V214H24ZM28 215V216H29ZM69 215V214H68ZM77 215V214H76ZM75 215V216H76ZM155 215V214H154ZM180 215V214H179ZM14 216V215H13ZM16 216H17V213H16ZM73 216H74V213H73ZM74 216V217H75ZM92 216H94V215H92ZM101 216H100V218H101ZM176 216V215H175ZM25 217H27V216H25ZM68 217V216H67ZM70 217V216H69ZM68 217V218H69ZM80 216L79 217H77V219L78 220H80V221H82L83 219L81 218ZM180 217V220H181V216H179ZM179 217L177 216V218L179 219ZM13 218V217H12ZM17 218V217H16ZM20 218V217H19ZM38 218V219H37ZM54 218H56V217H54ZM76 218V217H75ZM176 218V219H177ZM13 219H15V218H13ZM12 219V220H13ZM23 219H25V218H23ZM60 219V220H59ZM72 219V218H71ZM67 220V219H66ZM86 220H87V218H86ZM85 220V221H86ZM124 220V219H123ZM9 221V220H8ZM8 221H7V223H8ZM13 221V222H14ZM23 221V220H22ZM53 221V220H52ZM55 221V220H54ZM68 221V220H67ZM72 221H73V219H72ZM80 221H78V223L80 222ZM156 221V220H155ZM243 221V220H242ZM241 221V222H242ZM14 222V223H15ZM66 222V221H65ZM71 222V221H70ZM179 222V221H178ZM235 219H233L232 221H231V223L230 224H227V225H225V226H223V227H220L221 229H224V231L226 230V228H229V227H231V229L234 227V228H236V227H238L239 225H237V226H235ZM69 223V222H68ZM68 223H65V226H71L72 228H75L74 230H75V232H76V234H79L78 232H79V229L81 230V228L82 229H84V228H86V227H84L83 226V224L82 225H72V223H70V224H68ZM78 223H76V224H78ZM154 223V222H153ZM162 223V224H163ZM107 224V223H106ZM154 224H156V223H154ZM153 224V225H154ZM181 224V223H180ZM168 225H169V229H168ZM107 226H108V224H107ZM222 226V225H221ZM70 227V228H71ZM180 227V226H179ZM105 228V227H104ZM65 229H67V228H65ZM220 229V230H221ZM20 230V233L18 232ZM63 230V229H62ZM73 230V231H74ZM100 230V228H99V226H95L94 227V229L93 230H91L89 233H93V231H94V234H95V232H98ZM103 230V229H102ZM153 230V229H152ZM180 230H182V229H180ZM216 230V231H215ZM214 231H215V234H213V237L212 238H210L209 237V240H208V243H207V245L206 246H208L209 248H210V243L211 242H213V241H215V244H216V241L218 242V240L220 239L219 237H221V236H219V232H220V230H219V228L218 229H215ZM227 230H229V229H227ZM57 231H59V230H57ZM67 231V230H66ZM69 231V230H68ZM106 231V230H105ZM169 233H168V232ZM63 232V231H62ZM88 232V231H87ZM86 232V233H87ZM103 232V231H102ZM226 232V231H225ZM58 233V232H57ZM74 232H68V233H66L64 236H69V235H71V234H73ZM100 233V232H99ZM192 233V232H191ZM228 232H226L225 234H227ZM11 234V235H10ZM64 234V233H63ZM82 234V233H81ZM179 234H180V231H179ZM185 234H187V233H185ZM211 234H212V232H211ZM58 235V234H57ZM75 235V234H74ZM97 235H99V234H97ZM215 235V236H214ZM88 236H90V235H88ZM180 236V235H179ZM181 236H182V233H181ZM212 236V235H211ZM226 236V235H225ZM73 237V236H72ZM93 237V236H92ZM12 238V239H11ZM76 238V239H77ZM149 238V239H148ZM153 238H155V237H153ZM182 238V237H181ZM14 239H21V241H16V240H14ZM84 239V240H83ZM126 239V238H125ZM158 239V238H157ZM183 239H184V237H183ZM190 239V238H189ZM23 240H25L24 242H22ZM62 242H61V241ZM67 240V239H66ZM123 240V239H122ZM166 240V241H165ZM186 240V239H185ZM205 240V239H204ZM75 241V240H74ZM140 241V240H139ZM187 241H188V238H187ZM124 242H128V241H124ZM207 242V241H206ZM72 243H73V241H72ZM76 243V242H75ZM129 244H131L130 242H128ZM141 243V244H140ZM175 243V242H174ZM219 243V242H218ZM70 246H69V245ZM133 244V243H132ZM197 244V243H196ZM214 244V245H215ZM21 245V246H20ZM150 245V244H149ZM217 245V244H216ZM20 246V247H19ZM127 246V245H126ZM131 246L132 245H130V247L129 248H131ZM145 246H147V245H145ZM6 247H8V249L6 248ZM113 247V248H112ZM207 247V248H208ZM88 248H90L89 249V251H87V249ZM125 248V247H124ZM134 248V245H133V247L131 248V249H133ZM149 248H151V247H149ZM201 248V247H200ZM208 248V249H209ZM195 249H199V247H196V248H194L193 250H195ZM111 250V251H110ZM134 250H137V249H134ZM192 251V250H191ZM88 252H90V253H93V254H96L97 256H85V257H83V258H80V259H77V260H74L73 258H75V257H77V256H79L80 254H85V253H88ZM115 252H117V253H115ZM7 254V253H6ZM88 255H91V254H88ZM59 256V257H58ZM45 257H50L48 260H49V262L48 263H46V260H47V258H45ZM61 257V258H60ZM2 257H1V255H0V259H1ZM41 258V259H40ZM4 261V260H3ZM18 263V262H17ZM96 263V264H97ZM129 264H131L130 262H128ZM127 263V264H128ZM22 264V263H21ZM114 264V263H113ZM119 264V263H118Z\"/></svg>",
	"mask_w": 264,
	"mask_h": 264
},
{
	"label": "water",
	"instance_id": "95a60500",
	"mask_svg": "<svg viewBox=\"0 0 264 264\" xmlns=\"http://www.w3.org/2000/svg\"><path fill=\"white\" fill-rule=\"evenodd\" d=\"M77 4V2H71L65 6H63L60 10H65L68 9L69 7L75 6ZM195 19V18H194ZM204 24L211 26V22L209 21H203ZM238 27V26H236ZM248 27V26H247ZM246 26L244 27H238L239 29H244L247 28ZM175 36L174 35H168L165 33H159L155 36H144L141 39H138L134 45L138 46L139 44H143V43H147V42H153L152 40H172ZM79 48H77L76 50H78ZM153 51H149V53H152ZM71 53L70 51H66L63 55L61 56H66L67 54ZM142 54L139 55L138 58H140L139 63L137 64L136 61H134V64L132 63L130 66L132 67V69L129 70H124L123 72H117V71H110L108 68L103 67V66H98L95 67L94 73L91 74H81L79 72V68L82 67V65H77V62H74L72 64H70L69 62L63 60L62 58H57L58 56H49L45 59H43L42 61H39L41 63L38 64H32V65H28V66H22V65H18L13 67L12 69L4 72V75L0 76L1 78H19L20 76L26 77V78H34L36 77L38 74L42 73V72H46V73H50L54 70H70L71 72H73L77 77H79L80 79H84V80H92L95 82H103V85H106L107 82L111 79L114 78H119V77H123L126 76L128 74H130V72L133 69H137L139 64L143 63V61L145 60L146 56L149 54ZM156 55L154 57L155 61L159 62L161 64V66L165 69L168 66V61L165 59L164 55H162L161 53H155ZM252 56L250 57L251 59V66L249 68L246 67V65L242 64L239 59L237 58L235 60V63H233L232 67L230 68V70H224L230 67V63H224V64H209V63H205L204 61H202L201 63L205 66H211L210 68H216L218 69V71L224 73V74H214L213 79L212 80H199V79H186L183 78L181 75L179 74L178 71L174 68L171 67V65L169 64V69H170V77L167 80L166 83H164L165 85H169L171 83L174 82H178L179 84L187 87V88H202L205 89L203 92H201L197 97H201L203 95H205L207 92L210 91V89H214L216 87H220L222 85L227 84L229 81H231L232 79H238L242 77V73H243V69H245V67L247 68L246 72L252 71L254 68L256 67H264V54H251ZM39 57V53H35L29 60V62H34L36 61V59H38ZM190 57V56H189ZM138 61V60H137ZM196 61H198L197 56H196ZM28 62V63H29ZM38 62V61H37ZM229 62V61H227ZM86 67V69H88V66H84ZM88 67V68H87ZM89 70V69H88ZM51 74H48V76ZM133 75V74H131ZM211 75V74H210ZM218 76V77H217ZM212 77V75H211ZM104 87V86H102ZM101 87V88H102ZM84 88V87H83ZM82 88V89H83ZM104 89V88H103ZM102 90V89H101ZM81 92L79 91V89H74L73 90V94L69 95V94H64L63 93H58V95H56L55 97V101L49 103L47 106H43L46 109L51 105V106H55V107H59L60 104L64 101H67L66 99H69V97L72 98L73 100V104H77V105H82V106H93V107H98V108H102L106 111H110L111 109H113L110 106H105L99 102L96 101V99H91V100H85V99H75L74 94ZM69 96V97H68ZM196 97V96H195ZM196 97V98H197ZM194 98H189L187 100H185L184 102H182L181 104L178 103V105H175L176 108L180 107L182 105L187 104L188 102H190L191 100H193ZM71 100V101H72ZM75 105V106H77ZM174 107V106H173ZM117 114L120 113L118 111H115ZM254 127H256V130H254L253 132H249V134H245L243 136L234 138L232 140H228V141H223V142H217L215 141L214 138L207 140V139H203L200 138L198 136H194V137H190L187 140H184L182 143H178L176 145V148L174 149L173 152H171L170 154L167 155V157H165V161L159 164H154L155 167H151V170H149L148 175L151 178L150 181L156 180L157 177L159 176H164V175H168L170 173H175V176L173 178H171L165 185H158L155 187H150L147 189H149L148 191H141L140 187L137 186V189H134L130 194L128 195H116L115 200H113L112 204L115 205V207L117 208L118 205H120V203H124L127 202V200L135 197V196H144L145 198H150L152 196L155 195H161L158 202L154 203L155 207L159 206L160 204L164 205V203H166L165 205H168V202L170 200V195L172 193H176L177 197L181 196L183 194H186L188 196H190V198H192V200H203L206 199L207 196H205V194H201L196 192L193 187L190 185L192 182L197 181V177L200 175H206L208 173H210V171L212 170H219L220 172H222L225 167H227V163H234V164H238L241 158H245L246 154H249V152L255 156H263L264 157V151H262L263 146H261L260 143H257V141H261L264 137V123L260 124V125H254ZM196 143L195 146H193V144ZM191 145L192 148H188L186 151L185 146L186 145ZM258 144V145H257ZM243 154V155H241ZM120 155V154H118ZM121 157L124 158H128L130 160H132L133 164H137L140 166V164L138 163L137 160L128 157L126 155H121ZM223 159V160H222ZM218 160H222L225 161V165L226 166H218ZM87 163L82 164L80 166H78L74 172H79V171H85V169L87 168ZM255 167V165L253 166ZM259 171V167H256ZM68 179L64 180L63 183L67 184ZM139 182H141V180H138ZM135 182V181H134ZM257 187V188H256ZM116 188V186H112L111 187V192L107 193V194H111L114 189ZM255 190L253 189L250 192H237V191H233L231 193H214L211 194L212 196H214V201L216 200H221V199H225V198H235L238 199L239 197H242L243 195H245L248 198V203L242 208L241 212L234 218L235 219V226L239 225L241 223V221L245 218V216L247 215L248 211L247 209H249V206L252 204L253 200L257 197V195L264 189V179L260 182H257V185L255 186ZM245 197V198H246ZM116 201V202H115ZM167 207V206H166ZM112 208V206H110V208L107 209L110 210ZM61 211L59 209H56L54 211L49 210L47 213V216H45V220L42 221V224H46L47 222H49V220L51 218H54L57 215H60ZM168 229H169V225H168ZM221 231V230H220ZM1 232V231H0ZM168 232V231H167ZM169 233V232H168ZM1 234V233H0ZM4 238L3 236H0V241H3V239H6L7 236H9V233L4 232ZM219 234V233H218ZM11 235V234H10ZM168 239H167V243L170 242V240L172 241L173 238H175L176 236L173 235H167ZM12 239V238H11ZM16 241H21V239H14ZM25 240H23L22 242H24ZM166 241V240H165ZM215 244V241L210 243V247L212 245ZM208 246H202L201 248L199 247V249H195L194 248L190 249L188 252V255H190V257L187 259V263L190 262L192 254L195 252H199V251H204ZM192 250V251H191ZM91 254V255H88ZM85 256H97L96 254L93 253H85V254H80L79 256L73 258L74 260L83 258ZM106 259H111L114 260V262H117L119 264H127L128 262H130L131 264H135L139 261L138 258L136 257H107ZM33 260H27L25 259L22 264H33ZM186 263V264H187ZM129 264V263H128Z\"/></svg>",
	"mask_w": 264,
	"mask_h": 264
},
{
	"label": "crops",
	"instance_id": "0c3cea01",
	"mask_svg": "<svg viewBox=\"0 0 264 264\" xmlns=\"http://www.w3.org/2000/svg\"><path fill=\"white\" fill-rule=\"evenodd\" d=\"M96 1V0H95ZM95 1L93 2V4H95ZM107 1V0H106ZM155 1V0H136L135 2H140V4H143V6H139V7H133V8H131V7H127V8H125L124 7V5H122V6H120V0H113V4H114V6H107V7H104L103 6V4L102 3H100L101 5H102V7H104V15L102 16H96V17H86V20H84V19H82V20H79V18H77L79 15H77V16H75V17H72V18H67V19H69L68 21H65V23L67 22H69L68 24H70L71 23V25L69 26H67L66 25V27L65 26H63V27H61L58 31V33L60 34V35H64V34H66L68 31L71 33H73L74 32V30H75V28L77 29L79 26H81L83 23H87V22H89V25H90V22L91 23H93V22H95V20H91L90 18H97L98 20H100L101 22H106V20L108 19V18H105V16L107 15V14H112L111 12H114V14H115V16H117V17H119L121 20H123V21H130V23H134V24H137V25H140V26H143V27H145L147 30H150V29H152L153 31H155V32H153L152 34H149V35H146V34H144V28H140V27H132V29L131 30H129L128 32H129V34H128V32L126 33V34H124L123 36H125V35H128V38H126L127 40H125V42L126 43H128V42H132V44H133V49H134V43L133 42H136L138 39H141V38H143L144 36H155V35H157V34H159V33H165V34H168V35H174L172 32H169V31H165V25L166 24H169L170 23V25L172 24L173 25V23L174 24H176L175 22L176 21H178V17H171V15H175V14H181V18H184V17H186V16H189V18H184L183 20H182V27H184L185 25H187V24H189V23H194V22H196V18L195 17H193V16H191V17H193V18H190V15H193L192 13H190V14H184V12H182L183 10H180V8H177L176 6H172V7H166L165 5V3L167 2V1H169V0H160V2H161V4L162 5H158V7H155V3H153V2ZM186 1H189V0H184V2H186ZM204 1H208V2H210L209 0H202L201 2H199V3H197L196 4V8L200 5V4H202ZM231 1V0H230ZM230 1L228 2V3H222V4H224V5H220L219 6V4L220 3H217V0H212L211 2L212 3H214L215 5H216V7H217V9H222V8H224L225 6H227L229 3H230ZM240 0H237L236 2H239ZM246 1V0H245ZM159 2V0H156V3H158ZM183 2V3H184ZM112 3V2H111ZM187 4V3H186ZM242 4V3H241ZM185 5V4H184ZM239 6H243V4L242 5H238V6H236L235 8H232L233 9V11H231V12H234V9H235V14L237 13V11L238 12H240V10H241V8H239ZM85 7V8H84ZM84 7H80V8H77V9H74V11H71V14L73 15V13L74 14H76V13H81L82 14V12H84L85 11V9H86V7H88V3H87V5L86 6H84ZM157 8H159V9H157ZM173 8H175V13L174 14H171L170 13V11H171V9H173ZM204 9H203V12H204V14H205V17H207V18H209V16H210V13H212L213 14V19H215L216 17H220L221 15H218V13H217V11H216V9L213 7H211V6H205V7H203ZM239 8V9H238ZM81 9V10H80ZM131 9V10H130ZM154 9H157L156 10V12H158L159 10L163 13L162 15H159V14H157L156 12H153V10ZM77 10V11H76ZM186 10V9H185ZM73 12V13H72ZM93 12V11H92ZM125 15H130V16H132L131 18L132 19H128V17H126ZM138 15H144V18H139L138 17ZM145 15H147V17H145ZM226 15V14H225ZM233 15V14H232ZM70 17V16H69ZM99 17V18H98ZM180 17V16H179ZM76 18V19H75ZM195 18V19H194ZM118 18H116V20H117ZM109 20H111V19H109ZM141 20H144V21H141ZM240 20H241V12H240ZM194 21V22H193ZM111 22V21H110ZM81 23V24H80ZM241 23H250V22H243V21H241ZM98 24H100V23H98ZM101 24H103V23H101ZM106 24H108V21H107V23ZM185 24V25H184ZM85 25V24H84ZM92 25V24H91ZM115 26V28H119L117 25H114ZM173 26H175V25H173ZM191 26H193L192 24H189L188 26H187V30H190L189 29V27H191ZM206 26H208V25H206ZM158 28V29H157ZM162 28V29H161ZM164 28V29H163ZM209 28V27H208ZM156 29V30H155ZM181 29V28H180ZM163 30V31H162ZM63 31H65V32H63ZM133 31H138L139 32V34H137V33H135V32H133ZM161 31V32H160ZM115 33L116 32H121V31H119V30H115L114 31ZM88 34H87V37H85L86 39L85 40H87V41H92V40H94L97 36H99L101 33L99 32V33H96V32H87ZM132 34V36H130ZM120 35H122V34H120L119 33V36ZM175 36V35H174ZM102 37H103V40H104V35H102ZM111 36H109L108 38H105L106 40L105 41H107L109 38H110ZM118 37V35L115 37V39H114V37H112V39H113V41H115L116 40V38ZM257 37H254V38H252V39H256ZM111 39V40H112ZM134 39H136V40H134ZM80 40H82V39H80ZM85 40L83 39V42H85ZM78 41H79V39H78ZM86 41V42H87ZM109 41V40H108ZM152 41H155V42H158V43H160V42H163V41H167V40H152ZM192 41H193V39H192ZM206 43H207V45H204V44H201L200 43V46L201 47H203V48H198V46H195L198 50H202V49H205L206 51L208 50V49H206V48H209V46H212L210 43H211V41H205ZM148 43H152V42H147V43H143V44H139L138 46H136V47H141L142 45H144V44H148ZM185 43V42H184ZM205 43V44H206ZM105 44V45H104ZM110 44L112 45V43H102L99 47H102V49H103V54L102 55H104V52L105 51H113V53H109V55H111L110 57H113V59L111 60L112 62H118V61H120L121 62V60L123 61L122 63H119L118 65H119V70H117V72H123L124 70H129V69H132V67L130 66L132 63L134 64V61H136L137 62V64L139 63V60H140V58H138L139 57V55H142L141 53L140 54H138L135 58H131V59H128V60H125V58L127 59V57L128 56H130L131 54H132V52L133 51H130L129 49V52H131V53H129V52H125L124 53V51H123V48L124 47H127V44H125L124 46H119V44H123V43H119V44H114V47H112L113 48V50H111L112 48H110ZM216 44H218V43H213V46H215ZM74 46V45H78V44H71V43H69L67 46L69 47V46ZM98 45V44H97ZM97 45H95V46H97ZM185 46H187V45H189V47L190 46H193V45H190L189 43H185L184 44ZM95 46H93L91 49H87V50H84V51H94V49L96 50V48H95ZM67 47V48H68ZM131 47V48H132ZM188 49H190V48H188ZM120 50V51H119ZM66 51H68V50H66ZM192 51H194V52H196V50L195 49H190V54H191V58L194 60V61H196L195 60V58H196V54L195 53H192ZM119 53V54H116V53ZM155 53H158V51H154ZM154 52H152V53H149L147 56H146V58H145V60H149L150 58H154L156 55L154 54ZM180 52V51H179ZM181 53H182V51H181ZM128 54V55H127ZM183 54V53H182ZM127 55V56H126ZM53 56V55H52ZM116 56V57H115ZM180 58H182L183 56L182 55H178ZM177 56V57H178ZM198 57V56H197ZM117 59V60H116ZM114 60V61H113ZM138 60V61H137ZM151 62H155V61H153V60H150ZM181 63V65H183V66H185L186 67V65H185V63L184 62H180ZM156 64V63H155ZM168 64H171V63H169L168 62ZM152 64H149V63H146V67L148 68L149 66H151ZM180 65V67H183V66H181ZM123 68H122V67ZM104 67V66H103ZM163 68V67H162ZM174 68H175V66H174ZM143 70H145V69H143ZM93 72L94 73V71H92V70H88V71H85V72H81V70H80V73L81 74H86V73H89V72ZM133 71H135V69H133L130 73H132ZM158 72H160V71H158ZM73 73V72H72ZM135 73V72H134ZM133 73V74H134ZM194 72H190V76H192V74H193ZM160 74V76H162V78H164V79H169L168 77L166 78V74H170L169 72H163V73H159ZM123 79V78H122ZM115 80H117V79H115ZM119 80V79H118ZM163 80V79H162ZM114 81V80H113ZM45 95V94H44ZM47 95V94H46ZM45 95V96H46ZM48 97V96H47ZM46 97V98H47ZM53 99L52 98H47V101L49 102V103H51V102H53L52 101ZM46 101V103H48ZM48 103V104H49ZM71 107H74V108H76V109H82V108H85V107H81V106H77V107H75V105L73 104V106H71ZM53 108H55V109H53ZM63 108V107H62ZM0 109H1V107H0ZM51 109V110H50ZM59 109H61V107L59 108V107H55V106H49V108L47 109V111H46V116L48 117V120H46L47 121V123H49L48 124V126L52 129V123H53V118L55 117V115H57L58 114V111H59ZM86 109H89V110H91L90 108H86ZM17 112V111H16ZM53 114V115H52ZM105 116V115H104ZM107 117V116H106ZM50 118V119H49ZM33 121H36V120H33ZM45 121V120H44ZM51 122V123H50ZM32 124H33V122H32ZM35 124L37 125V123L35 122ZM40 124H41V121H39L38 122V125L40 126ZM5 125V128L3 129L4 131H5V135L8 133V129L9 128H7V127H10L9 125H10V122H7V124H4ZM39 128V127H38ZM37 128V131H35L36 129H34V127L33 126H30L29 127V130L26 132V131H21L22 133L20 134V136H19V139H20V143H29L30 142V137H34V136H36V134H37V132H38V129ZM23 129V128H22ZM28 138H30V139H28ZM29 141V142H28ZM20 148V147H19ZM14 152H16V150H14ZM162 159H164V158H162ZM165 161V160H164ZM163 161V162H164ZM159 163H161L160 161L158 162V164ZM225 161H222L221 162V164H224L225 165ZM220 164V165H221ZM235 167V166H234ZM35 168V167H34ZM228 167H225V169H227ZM1 169V168H0ZM228 170H230V169H228ZM7 171V170H6ZM215 171H217V170H215ZM212 174L211 173H208V174H206V175H200V176H198L197 178H199V177H202V179H204L206 176H210V178H212V176H211ZM225 176H222L221 177V179H225L226 178V174H224ZM165 177V176H164ZM163 178V177H162ZM119 179V178H118ZM107 181H109V180H105V179H102V181L101 182H97V183H99V184H101V187L103 188V190L105 191L104 193L105 194H107V192L106 191H110V188L112 187V185L111 184H109ZM169 180H167V182H168ZM109 182H111V181H109ZM118 182H119V180H118ZM19 183V186H23L24 184H23V182L21 183V180L18 182ZM117 183V182H116ZM121 183V181L119 182V183H117V185H119ZM15 185H17V184H15ZM148 185V184H147ZM146 185V186H147ZM191 185V184H190ZM115 186V185H114ZM113 186V187H114ZM192 186V185H191ZM13 187H14V185H13ZM119 187H121V186H119ZM193 187V189L196 191V192H198V193H201V194H206L207 192H204V191H202V190H200L199 188H197V187H194V186H192ZM141 188V187H140ZM122 189H124L123 187H121L118 191H116L115 193L116 194H121V191L122 192H125V190H122ZM126 191H128V188H127V190ZM132 192V191H131ZM91 194H93V193H91ZM128 194H130V192L129 193H124V194H122V195H128ZM209 194H212V192L211 193H209ZM115 195V194H114ZM113 195V196H114ZM117 195V196H118ZM121 196V195H120ZM140 197H144V196H135V197H133V198H131V199H133L132 201H133V203L131 204V206H128V207H125L124 208V213H123V215H126L125 216V218H124V220H122L120 223H119V229L117 230V234L119 235V230H121V225H122V231L124 230V235H126V236H128V237H131L132 239H137V240H140V238L141 237H145L144 235H145V233L147 232V230H148V224H150L151 222H153V220H156L157 221V223H156V225H155V227H154V231H153V235H152V237H151V239L150 240H148L149 242H147L146 241V243L147 244H144V247H146L148 250H152V249H154V246H155V244L156 245H158L159 243H160V241H161V237H163V235H164V232H165V226H164V221H162L163 220V213L162 212H159V210H157L156 211V213H155V215L153 216L152 215V213H150L149 212V210H150V208L152 207V202L150 203V202H147V203H140V205L139 206H137V208L136 207H134V205L136 204V203H138L139 202V198ZM153 198H151V201H153V203L155 202H158V200H159V197H158V195H155V196H152ZM174 197H176V199L178 198L177 197V194L176 193H172V195H170V199H172V198H174ZM213 197V196H212ZM138 199V200H137ZM157 199V200H156ZM97 205H99V209L100 208H102L103 206V208H102V210H103V214H102V216L99 214V215H97V217H92V219H91V216H89L88 215V213H86V218H87V222H83V226L85 225V227L86 228H84V229H82L81 228V230L79 229V237L81 238H84V239H86V238H88L89 240L85 243V242H82V244H87V243H90V242H93V241H95V239H96V237L98 236H100V235H102V237H103V240H101V241H98L97 243H95L94 245H92L91 246V249L92 250H99V249H102L105 245H106V243H107V241H108V239L110 238V236H111V231H109L108 232V230L106 229L107 227H109V226H111V224H112V222H113V220H114V215H115V212H114V210H113V207L110 209V210H108L107 211V209L109 208V206L107 207V205H105V204H102V202H97ZM122 205V204H121ZM84 206H86V205H84ZM100 206H102V207H100ZM149 206V207H148ZM174 206V205H173ZM55 208H56V206H55ZM89 208V207H88ZM91 210H93V211H96V212H99V210H96V209H92V208H90ZM173 210H174V208H173ZM180 210H185V208H184V204H181L180 205ZM72 215H73V213H72ZM72 215H70V216H72ZM100 216H101V218H100ZM56 218H51L50 220H49V222L51 221L52 222V225L54 224V222L56 221V219H57V216H55ZM76 217H78V215H76ZM153 219V220H152ZM53 220V221H52ZM55 220V221H54ZM73 222H72V225L74 224V223H76L77 222V220L78 219H75V218H73ZM56 223H58V221L56 222ZM60 223V226H58V227H55V228H57V229H59V231H56V232H59V234H61V235H63V242L64 243H71L70 245H76L77 244V240H78V238H77V236H76V232H75V230L69 225V226H65V222L64 221H60L59 222ZM108 224V226H107V224ZM163 223V224H162ZM95 226H99V228H100V230L98 231V232H95V234H94V231H93V233L91 234V233H89L91 230H93L94 229V227ZM54 227V226H53ZM71 227V228H70ZM105 227V228H104ZM65 228H67V229H65ZM63 229V230H62ZM103 229V230H102ZM67 230V231H66ZM69 230V231H68ZM74 230V231H73ZM106 230V231H105ZM63 231V232H62ZM88 231V232H87ZM103 231V232H102ZM19 233H20V230L18 231ZM68 232H74L73 234H71V235H67V236H64L66 233H68ZM87 232V233H86ZM100 232V233H99ZM64 233V234H63ZM82 233V234H81ZM75 234V235H74ZM97 234H99V235H97ZM88 235H90V236H88ZM57 237H61L60 235H56ZM73 236V237H72ZM93 236V237H92ZM153 237H155V238H153ZM67 238H70L69 240L67 239ZM71 238H75L74 240H73V243H72V240H71ZM77 238V239H76ZM158 238V239H157ZM66 239H67V241H66ZM83 239V240H84ZM149 239V238H148ZM156 240H158V242L156 241ZM174 240H176V238L174 239ZM61 241V240H60ZM62 242V241H61ZM76 242V243H75ZM158 244H157V243ZM68 244V245H69ZM150 244V245H149ZM69 245V246H70ZM145 245H147V246H145ZM4 246V245H3ZM3 246H0V255H1V259H0V264H8L9 262V260H5V259H3V258H5L6 257V259L8 258V251H6V250H3L2 249V247ZM76 246H80V245H76ZM115 246H117V244L116 245H114L113 247H115ZM112 247V248H113ZM149 247H151V248H149ZM89 249L90 248H88L87 249V251H89ZM111 251V250H110ZM7 253V254H6ZM115 253H117V252H115ZM128 253L129 254H132L131 252H129L128 251ZM19 258H18V260L19 261H17L16 263H15V261H14V263L13 264H21L22 262H20V261H22L23 260V258H20V256H18ZM26 258H24V260H25ZM4 260V261H3ZM112 264L114 263V264H118L117 262H111ZM11 264V263H10ZM99 264H101V263H99Z\"/></svg>",
	"mask_w": 264,
	"mask_h": 264
}]
</instances>
